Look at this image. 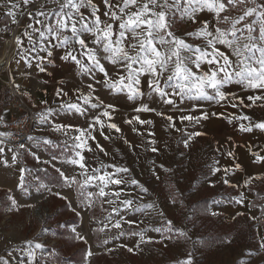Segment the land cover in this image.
<instances>
[{
  "label": "rangeland",
  "instance_id": "1",
  "mask_svg": "<svg viewBox=\"0 0 264 264\" xmlns=\"http://www.w3.org/2000/svg\"><path fill=\"white\" fill-rule=\"evenodd\" d=\"M47 7L57 6L50 4ZM244 8L245 5H239L226 14L234 19ZM203 15L211 19L210 14ZM2 20L0 50L6 40V52L0 60V133L6 135L0 136L4 142L0 144L4 149L0 152V257L9 260L10 264H19L20 259L27 261L28 242H31L33 248L35 243L43 245L35 250L34 264H180L189 253L192 264H264V247H261L264 244V162H257L252 155L254 151L264 155V131L241 132L239 124L247 125L248 122L235 118L229 122L227 118L233 114H247L252 122L264 120V106H260L264 102H257L251 108L233 109L216 104L209 107L200 101L205 104L206 111L222 112L224 116L210 115L199 124L180 123L177 119L176 128H169L168 122L155 113H139L141 119H150L153 123L139 125L134 121L129 125L124 121L137 114L133 109L141 100H129L126 93H115L96 84L93 76L81 72L73 61L54 67L57 73L39 71L36 74L34 67L28 66L13 77L11 61L18 27L8 24L6 18ZM195 27L178 18L173 30L177 35H183ZM256 28L258 35V24ZM83 62L87 63L86 60ZM105 66L116 79V69L106 61ZM94 75L96 80L102 79L98 71ZM89 83L96 88L94 96H99L105 104L115 105L112 122L121 129L116 132L105 128L110 139H104L99 131L93 132L96 141L89 140L92 151H83L90 167L101 168L103 165L105 172H115L110 165L126 167L130 171L119 175L128 180L135 178L147 189L144 192L138 185H122L126 192L134 194L133 207H139L140 211L121 209L125 221H137L132 225L122 221L121 229L109 224L100 231L108 224L110 206L102 204L96 197L92 198L90 207L82 203L79 184L65 182L57 171L60 169L70 176L80 170L68 162L75 156L69 139L75 133L70 131L65 136L55 131L51 122L87 126L90 117L102 109L90 110L86 119L60 105L77 102L75 90L87 92ZM227 88L244 97L256 94L252 90L241 91L236 84ZM59 89L68 95L57 96ZM141 90L147 93L146 84ZM143 102L174 117L180 115L175 108L162 105L147 95ZM193 103L197 102L185 101L178 106L187 110ZM49 109L51 112L47 111ZM38 113H47L48 122L41 123ZM197 131L202 135L191 136ZM45 139L53 143L46 145ZM97 142L108 155L99 152L95 147ZM228 151L233 153L231 157L227 155ZM13 155L17 157L15 162ZM216 167L221 171L213 175ZM21 169L26 171L21 173ZM22 175L23 187H19ZM77 179L82 183L84 177L77 175ZM224 179H228L229 184H225ZM249 180L245 186V181ZM95 183L88 185L85 191H96ZM204 196H211L206 206L208 216L222 225V230L232 231L226 240L213 243L208 249H204L200 229L194 225L196 218L201 216L191 208ZM168 220L173 222L171 230L166 224ZM156 228L161 231H155ZM121 231L125 235L120 236ZM128 248L133 250L130 252ZM89 251L90 256L87 255Z\"/></svg>",
  "mask_w": 264,
  "mask_h": 264
},
{
  "label": "snow or ice",
  "instance_id": "2",
  "mask_svg": "<svg viewBox=\"0 0 264 264\" xmlns=\"http://www.w3.org/2000/svg\"><path fill=\"white\" fill-rule=\"evenodd\" d=\"M50 4L57 7L48 8ZM249 4L253 6L248 7ZM239 5H245L241 15L233 19L226 14ZM0 8L6 9L3 15L22 29L15 37L17 47L23 48L25 38L28 44L32 45L31 49L26 50V56L36 54L32 59L37 61L35 67L39 71H45L44 61L52 62L53 50L62 48L64 55L61 59L73 61L81 72L92 75L96 84L103 85L115 93H126L129 100L140 99L139 106H134L133 109L137 114L126 119V124L131 125L134 121L139 125L152 124L150 119H141L139 113H155L168 122L169 128H176L177 119L180 123L187 121L199 124L210 115L224 116L222 112L206 111L205 104L199 103L200 101L206 102L209 107L216 104L233 109L251 108L257 102H264V0H0ZM203 14H210L211 19ZM178 18L197 27L193 31L177 35L173 29ZM248 18L253 19L247 22ZM105 61L116 69V79L110 75ZM28 64L33 66L31 60ZM96 71L102 74V79L96 80ZM143 84L147 86V93L141 90ZM230 84L239 85L241 91L252 90L256 94L246 97L238 95L227 88ZM87 88V92L75 90L77 102L60 105L61 108L85 116L86 119L89 118L90 110L102 109L90 117L86 127L51 122L53 129L65 136H68L70 131L75 133L69 137L75 156L68 162L80 170L78 174L70 176L60 169L57 171L65 182L79 184L82 189V203L90 207L92 198L96 197L102 204L110 206L108 224L100 231H104L109 224L113 228L121 229L122 221L129 225L137 223L135 220L125 221L121 209L140 211L139 207H133L134 194L126 192L122 185H138L144 192H147V189L135 178L128 180L119 175L130 171L126 167L110 165V168H115V172L102 171L103 165L101 168L90 167L83 151H92L89 140L96 141L93 132L99 131L104 139H110L104 131L105 128L116 132L121 129L112 122L115 105L105 104L99 96H94L96 88L93 84L89 83ZM56 94L68 95L63 89H59ZM146 95L155 98L156 102L162 105L175 108L180 115L174 117L150 107L148 103L143 102ZM185 101L197 103L191 104L186 110L178 106ZM260 106H264V103ZM47 111L51 112V109ZM37 115L40 116L41 123L48 122L47 113ZM227 118L229 122L232 118L247 121V125L239 124L241 132L250 133L254 129L264 131V120L252 122V118L247 114H233ZM2 135L6 134L0 133V136ZM200 135L202 133L198 131L191 134ZM3 143L0 140V144ZM43 143L48 145L53 142L45 139ZM184 143L187 146L188 141L185 140ZM65 144L67 145V141ZM20 147L23 148L24 145L20 144ZM95 147L103 155H108L99 142ZM152 150L158 151L156 148ZM3 151L0 147V152ZM227 155L231 157L233 153L228 151ZM252 155L257 162H264V155L259 152L254 151ZM16 158V155H13V162ZM35 158L39 161L38 156ZM4 163L7 165L6 160ZM236 167L239 168V165ZM20 171L23 173L26 170ZM220 171L219 167L214 168L213 175ZM224 173L227 175V168ZM77 175L84 177L82 183L78 181ZM94 181L97 182L94 184L96 191H85ZM223 182L229 184L228 179ZM249 183L250 180L245 181V186ZM18 186L23 187V175ZM122 196L125 198L121 199ZM12 203L15 206L16 201L13 200ZM160 215L163 216V213ZM166 224L171 230L173 222L168 220ZM154 230L161 231L160 228ZM177 231L181 235L184 234L179 229ZM119 235L123 236L125 233L121 231ZM141 239L143 240L142 235ZM28 243L30 247L26 253L27 261L20 259L19 264H34L35 250L43 247L42 244L35 243L33 248L31 242ZM261 247H264V244ZM132 250L128 248V251ZM87 255H92L91 251ZM0 264H10V261L0 257ZM180 264H192L191 253Z\"/></svg>",
  "mask_w": 264,
  "mask_h": 264
},
{
  "label": "crops",
  "instance_id": "3",
  "mask_svg": "<svg viewBox=\"0 0 264 264\" xmlns=\"http://www.w3.org/2000/svg\"><path fill=\"white\" fill-rule=\"evenodd\" d=\"M5 10L6 9L1 11V8H0V24H2L1 21H3L2 20L3 18H6L7 23L11 24L12 23L11 19L3 15ZM21 31H22V29L18 28L17 35H19ZM5 42H6V40L3 42L1 50H0V60L3 58V55L6 52ZM31 47H32V45L28 44L26 38H25V43H24L23 48H18L17 44H16L15 48L12 51V53L14 52V55H13V59L11 61L12 68H13L12 69V76L13 77H16L17 75H20L23 72V70H27V67L29 66V64H28L29 60H31V64L33 65L31 67H34V72L36 74L39 72V69L35 67V64L37 63V61L32 59V57L35 56L36 54L35 53H31V55H27L26 56V50L31 49ZM12 53H11V55H12ZM63 55H64V49H62V48L54 49L53 50V56L51 57V61L52 62L51 63H48L47 61L43 62V66L47 67V69H45V71H43L42 73H48V74H51V73H54V72L57 73L56 70L53 69L54 67H61L63 65H66V63L70 64L71 60L65 61V60L61 59V57ZM22 56H26V58L25 59H21Z\"/></svg>",
  "mask_w": 264,
  "mask_h": 264
},
{
  "label": "trees",
  "instance_id": "4",
  "mask_svg": "<svg viewBox=\"0 0 264 264\" xmlns=\"http://www.w3.org/2000/svg\"><path fill=\"white\" fill-rule=\"evenodd\" d=\"M60 178V177H59ZM211 196H204L195 201L191 208L199 213L201 218H196L195 227L200 229V239L203 240L204 249L211 247L213 243H219L221 240H226L232 234L231 230H222V225L217 224L213 218L209 217L206 211V206L210 201ZM202 229L206 231L202 232Z\"/></svg>",
  "mask_w": 264,
  "mask_h": 264
},
{
  "label": "bare ground",
  "instance_id": "5",
  "mask_svg": "<svg viewBox=\"0 0 264 264\" xmlns=\"http://www.w3.org/2000/svg\"><path fill=\"white\" fill-rule=\"evenodd\" d=\"M1 79V78H0Z\"/></svg>",
  "mask_w": 264,
  "mask_h": 264
}]
</instances>
